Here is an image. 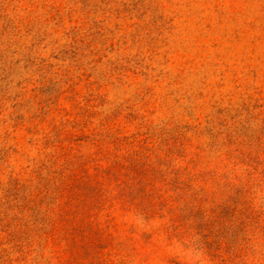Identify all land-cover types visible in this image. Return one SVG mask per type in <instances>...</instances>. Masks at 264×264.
I'll use <instances>...</instances> for the list:
<instances>
[{
	"label": "rangeland",
	"instance_id": "1",
	"mask_svg": "<svg viewBox=\"0 0 264 264\" xmlns=\"http://www.w3.org/2000/svg\"><path fill=\"white\" fill-rule=\"evenodd\" d=\"M0 264H264V0H0Z\"/></svg>",
	"mask_w": 264,
	"mask_h": 264
}]
</instances>
